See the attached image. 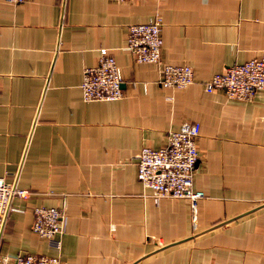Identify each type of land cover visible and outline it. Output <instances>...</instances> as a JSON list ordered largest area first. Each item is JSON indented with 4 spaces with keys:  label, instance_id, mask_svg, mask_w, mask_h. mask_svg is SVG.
<instances>
[{
    "label": "crops",
    "instance_id": "crops-1",
    "mask_svg": "<svg viewBox=\"0 0 264 264\" xmlns=\"http://www.w3.org/2000/svg\"><path fill=\"white\" fill-rule=\"evenodd\" d=\"M162 20V61L194 84L166 89L136 63L128 28ZM106 49L123 76L119 101L85 103L83 71ZM264 51V0H0V178L13 198L0 264L18 255L61 264H264V89L250 101L204 83ZM198 123L199 160L185 199L155 201L137 179L143 148ZM65 214L48 241L36 208Z\"/></svg>",
    "mask_w": 264,
    "mask_h": 264
},
{
    "label": "built area",
    "instance_id": "built-area-1",
    "mask_svg": "<svg viewBox=\"0 0 264 264\" xmlns=\"http://www.w3.org/2000/svg\"><path fill=\"white\" fill-rule=\"evenodd\" d=\"M17 5L25 0H3ZM122 1V0H117ZM142 1V0H134ZM162 20L154 17L146 24L128 28L126 49L139 64L161 67L159 84L166 89H185L194 84L193 70L189 66H173L163 63L161 36ZM123 76L115 59L106 50L99 51L98 63L83 71L80 89L85 103L119 101L123 97ZM207 93L222 91L230 100L250 101L255 92L264 89V51L240 65L229 67L224 73L212 76L204 83ZM198 123H184L178 131L168 133L164 148H143L137 156V179L151 197L159 199H185L192 205L195 222V204L204 193L193 190V176L199 160L197 139ZM27 190H19L14 184L0 178V235L11 211L13 198L26 199ZM65 214L56 208H36L33 211L32 232L38 237L54 241L63 235ZM11 264H61L59 257L18 255Z\"/></svg>",
    "mask_w": 264,
    "mask_h": 264
}]
</instances>
